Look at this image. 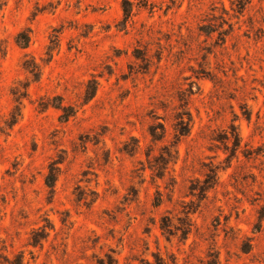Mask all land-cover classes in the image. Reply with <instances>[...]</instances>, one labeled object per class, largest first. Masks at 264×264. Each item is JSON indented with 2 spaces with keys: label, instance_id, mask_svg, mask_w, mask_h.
Listing matches in <instances>:
<instances>
[{
  "label": "rangeland",
  "instance_id": "1",
  "mask_svg": "<svg viewBox=\"0 0 264 264\" xmlns=\"http://www.w3.org/2000/svg\"><path fill=\"white\" fill-rule=\"evenodd\" d=\"M0 264H264V0H0Z\"/></svg>",
  "mask_w": 264,
  "mask_h": 264
}]
</instances>
